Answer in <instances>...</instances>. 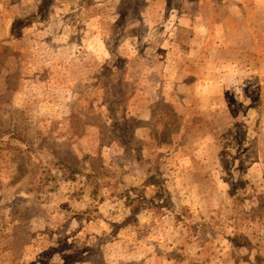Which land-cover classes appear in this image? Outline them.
I'll return each mask as SVG.
<instances>
[{"label": "rangeland", "instance_id": "374dc122", "mask_svg": "<svg viewBox=\"0 0 264 264\" xmlns=\"http://www.w3.org/2000/svg\"><path fill=\"white\" fill-rule=\"evenodd\" d=\"M0 264H264V0H0Z\"/></svg>", "mask_w": 264, "mask_h": 264}, {"label": "trees", "instance_id": "16d2710c", "mask_svg": "<svg viewBox=\"0 0 264 264\" xmlns=\"http://www.w3.org/2000/svg\"><path fill=\"white\" fill-rule=\"evenodd\" d=\"M66 169L69 171V173H70V175H69V177L70 176H74L75 174H79V171H78V169L77 168H71V167H69V166H66ZM88 179H99L100 178V181L102 180V179H106V177H105V173H102V174H100V175H98V174H95V173H88L87 174V176H86ZM92 185V184H91ZM102 188H104V186L103 185H101L100 183H96L95 182V184L94 185H92V189H91V192H92V194H93V196H94V198L95 199H102V192H101V190H102ZM239 239H241V241L243 242V243H245L246 245H249L250 246V242H249V240H247L245 237H243V236H241ZM241 242V243H242ZM256 259H258L257 258V256L255 257Z\"/></svg>", "mask_w": 264, "mask_h": 264}]
</instances>
